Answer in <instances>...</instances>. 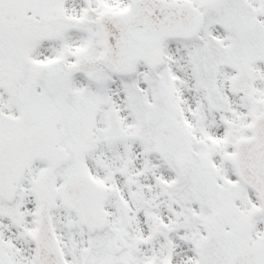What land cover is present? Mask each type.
Returning a JSON list of instances; mask_svg holds the SVG:
<instances>
[{
    "label": "snow or ice",
    "instance_id": "6c2138e0",
    "mask_svg": "<svg viewBox=\"0 0 264 264\" xmlns=\"http://www.w3.org/2000/svg\"><path fill=\"white\" fill-rule=\"evenodd\" d=\"M0 264H264V0H0Z\"/></svg>",
    "mask_w": 264,
    "mask_h": 264
}]
</instances>
